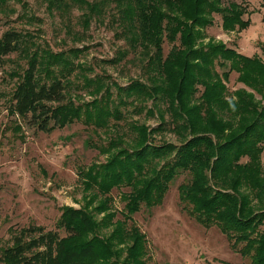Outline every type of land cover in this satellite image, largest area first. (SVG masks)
I'll list each match as a JSON object with an SVG mask.
<instances>
[{"label": "trees", "instance_id": "1", "mask_svg": "<svg viewBox=\"0 0 264 264\" xmlns=\"http://www.w3.org/2000/svg\"><path fill=\"white\" fill-rule=\"evenodd\" d=\"M42 1L65 20L75 8L82 11L84 29L110 13L116 36L138 56L146 79L131 80L124 88L114 84L120 90L113 96L109 85L86 77L87 67L72 63L80 49L54 53L47 44L39 52L29 36L8 29L0 35V64L11 54L29 55L10 94L12 112L35 131L51 132L75 121L98 130L125 120L122 107L136 103L140 113L150 101L146 113L159 124L130 121L128 133L109 138L120 150L79 172L86 191L96 188L106 195L114 187L129 188L121 194L123 219L106 212L95 220L93 210L106 211L111 198L105 196L88 210L93 194L78 208L61 206L56 224L65 236L40 225L23 227L11 245L0 248V263L146 264V235L131 216L141 205H161L175 177L186 172L189 177L177 191L189 216L206 229L216 226L249 264H264V61L221 40L201 41L213 14L221 16L226 32L246 28V7L223 0ZM164 41L171 44L167 54ZM75 68L82 87H92L99 97L80 104L67 96ZM233 71L240 87L229 91ZM166 128L178 143L155 141V134Z\"/></svg>", "mask_w": 264, "mask_h": 264}, {"label": "rangeland", "instance_id": "2", "mask_svg": "<svg viewBox=\"0 0 264 264\" xmlns=\"http://www.w3.org/2000/svg\"><path fill=\"white\" fill-rule=\"evenodd\" d=\"M231 1L246 4L245 0H223V4ZM45 4L42 0H0V35L8 29L19 30L33 40V46L38 45L39 52L47 49V44L54 53L71 54L75 48L80 49L77 57L71 56L72 63L87 67L84 72L86 77L109 85L113 96L120 90L114 84L124 88L131 80L146 79L138 56L128 49L121 37L116 36L117 28L110 20V13L103 20L92 19L89 27L84 29L80 24L82 11L75 8L69 19L65 20L56 12L47 10ZM254 21L257 22V16ZM220 22L221 16L213 14V23L203 29L201 41L207 42L213 38L237 48L235 40L239 36L238 30L225 32ZM250 41L248 36L243 37L245 53L253 55L256 50L264 61V54L260 51L262 43L257 41V49H253V42ZM170 48L171 44L164 41V54ZM125 50L127 53L120 55ZM113 58L119 59L111 63L109 60ZM28 59L26 53L11 54L0 64V248L11 245L13 236L31 224L65 236L66 232L56 224L61 206L78 208L93 194H96V198L90 202L88 210H92L105 196L111 198L106 211L93 210L95 220L106 212H113L114 219H123L121 194L129 191V188L114 187L106 195L98 193L96 188L86 191L84 177L79 172L86 171L92 163H105L120 150L119 143L109 138L128 133L130 121L144 122L150 126L159 124L155 115L149 117L146 113L149 101L140 113L136 111V103L122 107L125 120L103 129L92 130L78 121L51 132L30 129L12 112L9 100ZM79 76V70L75 68L69 76L67 96L80 104L99 97L100 93H92V87L88 90L82 87ZM227 86L229 91L240 87L234 71L229 76ZM122 97L125 98L123 92ZM154 139L158 143H178L169 128L156 133ZM109 142L110 149L107 148ZM101 148L108 151L101 152ZM261 160L264 164V150ZM188 177L186 172L177 175L161 205L152 208L141 205L140 210L131 216L133 224L146 235V264H249V258L232 250L227 238L216 226L204 228L179 203L177 187ZM132 222L127 221L128 226ZM261 229H264V225Z\"/></svg>", "mask_w": 264, "mask_h": 264}, {"label": "crops", "instance_id": "3", "mask_svg": "<svg viewBox=\"0 0 264 264\" xmlns=\"http://www.w3.org/2000/svg\"><path fill=\"white\" fill-rule=\"evenodd\" d=\"M245 1H246V4H243V5L246 7L247 12L242 16V19L248 20L249 24L246 28L242 30H238L237 34L239 36L237 37L235 42L237 45L236 49H238L240 52H242L243 54L247 56H252V55L245 53V49H243L245 44H243L242 41H243V37L248 36V38L253 42V45L251 44L254 47L253 49H257L256 47L257 41H260L262 43L261 48H264L263 46L264 45V0H245ZM254 16L255 17L257 16V22L254 21L255 20ZM255 28L259 29L260 31H257ZM235 31L237 30H233L230 32H235ZM261 48H260V51H261ZM253 55H258V52L254 50Z\"/></svg>", "mask_w": 264, "mask_h": 264}]
</instances>
